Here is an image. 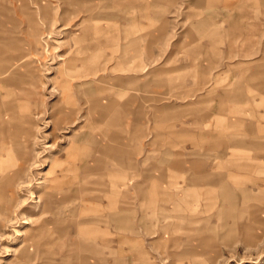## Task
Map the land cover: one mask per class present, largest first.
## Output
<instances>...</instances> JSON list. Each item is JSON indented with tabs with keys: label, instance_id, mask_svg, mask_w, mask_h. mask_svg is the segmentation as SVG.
Listing matches in <instances>:
<instances>
[{
	"label": "rangeland",
	"instance_id": "rangeland-1",
	"mask_svg": "<svg viewBox=\"0 0 264 264\" xmlns=\"http://www.w3.org/2000/svg\"><path fill=\"white\" fill-rule=\"evenodd\" d=\"M10 185L0 264H264V0H0Z\"/></svg>",
	"mask_w": 264,
	"mask_h": 264
},
{
	"label": "bare ground",
	"instance_id": "bare-ground-1",
	"mask_svg": "<svg viewBox=\"0 0 264 264\" xmlns=\"http://www.w3.org/2000/svg\"><path fill=\"white\" fill-rule=\"evenodd\" d=\"M77 69V68H75ZM39 77V76H38ZM39 80V79H38ZM41 82V80L39 81ZM34 89H38V94H40L41 96H43L44 94V88L39 86L40 84L39 83H34ZM42 83V82H41ZM43 84V83H42ZM32 94V93H29V95ZM39 105V104H38ZM40 106V105H39ZM72 107L71 105L68 106V103L66 102V100H64L62 98V104H61V108H60V111L57 112V114H63V115H67L68 112H71L69 111V108ZM31 108V107H30ZM41 109V108H40ZM40 109L38 108L36 113L37 114H40L42 112H40ZM21 115V114H20ZM19 115V116H20ZM53 116V115H52ZM36 116L34 115L33 117H29V118H26L25 120H23V122H18L20 124V127H19V132L20 133H23V135L25 134L26 135V138L23 137L22 135V138H21V141H20V145L21 144H24L27 146V150L25 152V154H21V153H17V155L15 156V166L17 167V173L15 175H18L20 174L22 171H21V168L22 166L24 165H27V163H29V161H31V159H33V162L35 161L34 160V157L35 155L33 153H31L32 151V145H33V142H34V138H35V131L33 130V127L37 125V123L40 121L39 119L35 118ZM17 118V117H16ZM19 120H20V117H18ZM42 118V117H41ZM40 118V119H41ZM22 119V117H21ZM25 126V127H24ZM18 127V126H17ZM19 133V134H20ZM23 142V143H22ZM19 147V146H18ZM16 150V149H15ZM32 162V163H33ZM31 163V162H30ZM30 170H28L29 172ZM18 177V176H17ZM26 181V180H25ZM13 183V182H12ZM7 189V190H6ZM1 188V197H0V211L1 210H6L7 212L10 211V209L15 206V203H16V200H17V197L19 196V187H16L15 185H10L9 188Z\"/></svg>",
	"mask_w": 264,
	"mask_h": 264
},
{
	"label": "crops",
	"instance_id": "crops-1",
	"mask_svg": "<svg viewBox=\"0 0 264 264\" xmlns=\"http://www.w3.org/2000/svg\"><path fill=\"white\" fill-rule=\"evenodd\" d=\"M216 124L219 123V121L215 120ZM216 137V136H215ZM215 137L213 138L215 140ZM216 143V140L214 141ZM216 146V145H215Z\"/></svg>",
	"mask_w": 264,
	"mask_h": 264
}]
</instances>
